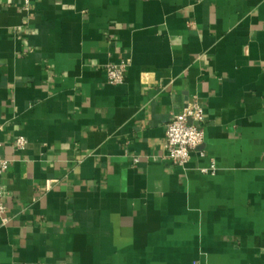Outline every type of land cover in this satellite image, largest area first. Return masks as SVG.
Masks as SVG:
<instances>
[{
	"label": "crops",
	"instance_id": "0c3cea01",
	"mask_svg": "<svg viewBox=\"0 0 264 264\" xmlns=\"http://www.w3.org/2000/svg\"><path fill=\"white\" fill-rule=\"evenodd\" d=\"M0 158V264H264V0H0Z\"/></svg>",
	"mask_w": 264,
	"mask_h": 264
},
{
	"label": "built area",
	"instance_id": "2783aa9c",
	"mask_svg": "<svg viewBox=\"0 0 264 264\" xmlns=\"http://www.w3.org/2000/svg\"><path fill=\"white\" fill-rule=\"evenodd\" d=\"M127 68L128 63L126 61L106 65L108 81L113 85L123 84ZM205 116L203 105L198 96L190 98L182 112L172 115L166 125L165 159L174 165L184 167L190 162L193 153L200 151V154L204 155V151L200 150V147L205 142L203 126ZM26 143L25 137H19L16 141L19 148L25 147ZM139 161V157L132 158L133 165H136ZM9 164V159L0 158V174L8 169ZM200 170L203 173L214 175L217 167L213 162L210 166L202 167ZM4 195L5 192L0 188V219L6 222L7 204L4 201Z\"/></svg>",
	"mask_w": 264,
	"mask_h": 264
}]
</instances>
